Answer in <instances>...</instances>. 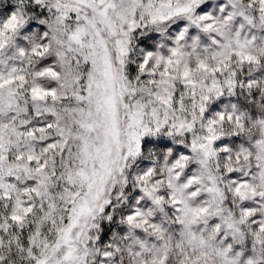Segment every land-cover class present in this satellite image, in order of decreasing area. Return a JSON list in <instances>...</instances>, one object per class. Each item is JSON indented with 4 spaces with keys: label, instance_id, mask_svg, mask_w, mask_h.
Masks as SVG:
<instances>
[{
    "label": "snow or ice",
    "instance_id": "1",
    "mask_svg": "<svg viewBox=\"0 0 264 264\" xmlns=\"http://www.w3.org/2000/svg\"><path fill=\"white\" fill-rule=\"evenodd\" d=\"M0 264H264V0H0Z\"/></svg>",
    "mask_w": 264,
    "mask_h": 264
},
{
    "label": "clouds",
    "instance_id": "2",
    "mask_svg": "<svg viewBox=\"0 0 264 264\" xmlns=\"http://www.w3.org/2000/svg\"><path fill=\"white\" fill-rule=\"evenodd\" d=\"M211 3L213 4V6L215 7V5L217 4V0H211ZM149 43H164V40L163 39H161V38H156V39H149V41H148ZM138 48H142L143 47V45L142 44H140V45H138L137 46ZM238 99H240V100H242V101H245V102H247L248 100H251V97H248L247 98V100L245 99V96H243V95H241V96H238L237 97ZM233 99H236V98H229V97H225L224 98V103H229V102H231ZM154 143H158V141H153ZM151 147V146H150ZM151 150L152 151H155V148H151ZM147 152L145 153V156L147 157ZM142 163L143 162H138L137 163V167H142Z\"/></svg>",
    "mask_w": 264,
    "mask_h": 264
},
{
    "label": "trees",
    "instance_id": "3",
    "mask_svg": "<svg viewBox=\"0 0 264 264\" xmlns=\"http://www.w3.org/2000/svg\"><path fill=\"white\" fill-rule=\"evenodd\" d=\"M154 38V37H153Z\"/></svg>",
    "mask_w": 264,
    "mask_h": 264
}]
</instances>
